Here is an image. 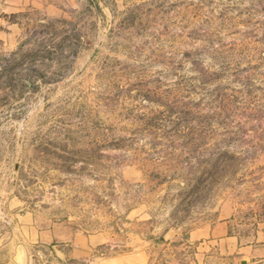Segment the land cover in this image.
<instances>
[{
    "label": "rangeland",
    "instance_id": "374dc122",
    "mask_svg": "<svg viewBox=\"0 0 264 264\" xmlns=\"http://www.w3.org/2000/svg\"><path fill=\"white\" fill-rule=\"evenodd\" d=\"M0 264H264V0H0Z\"/></svg>",
    "mask_w": 264,
    "mask_h": 264
},
{
    "label": "crops",
    "instance_id": "0c3cea01",
    "mask_svg": "<svg viewBox=\"0 0 264 264\" xmlns=\"http://www.w3.org/2000/svg\"><path fill=\"white\" fill-rule=\"evenodd\" d=\"M74 242L77 247V251L79 255H82L83 253L87 254L88 251L93 250V248L98 247L103 244V242L101 241V238L98 236H94V237L79 236L75 238ZM257 251L260 253V250H257ZM257 251H255L256 256H254V258L263 257V255L258 254ZM258 262H263V259L258 260L255 263H258Z\"/></svg>",
    "mask_w": 264,
    "mask_h": 264
}]
</instances>
